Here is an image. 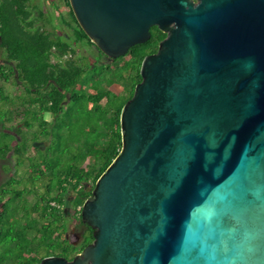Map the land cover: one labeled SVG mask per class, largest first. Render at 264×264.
Returning <instances> with one entry per match:
<instances>
[{
	"label": "water",
	"instance_id": "water-1",
	"mask_svg": "<svg viewBox=\"0 0 264 264\" xmlns=\"http://www.w3.org/2000/svg\"><path fill=\"white\" fill-rule=\"evenodd\" d=\"M116 59L167 34L81 210L94 240L35 264H264V0H69Z\"/></svg>",
	"mask_w": 264,
	"mask_h": 264
},
{
	"label": "trees",
	"instance_id": "trees-1",
	"mask_svg": "<svg viewBox=\"0 0 264 264\" xmlns=\"http://www.w3.org/2000/svg\"><path fill=\"white\" fill-rule=\"evenodd\" d=\"M166 36L156 30L125 55L101 62L107 56L69 0L50 8L38 0H0V159L16 168L0 183V264L71 261L93 242L82 206L121 151L122 108L142 81L143 59ZM79 47L98 54H78ZM115 84L121 92L111 89ZM71 223L75 241L66 236Z\"/></svg>",
	"mask_w": 264,
	"mask_h": 264
},
{
	"label": "rangeland",
	"instance_id": "rangeland-1",
	"mask_svg": "<svg viewBox=\"0 0 264 264\" xmlns=\"http://www.w3.org/2000/svg\"><path fill=\"white\" fill-rule=\"evenodd\" d=\"M41 1L45 4V6L47 8H50L51 4L53 1L56 0H38ZM78 54H85V55H89V56H96L98 54V51L96 48H91V49H87L85 47H79L78 48ZM101 62H109V59L105 56H103L101 58ZM114 92L119 93L122 90V86L115 84L112 86L111 88ZM105 101V100H104ZM42 146H44V144H42ZM8 167V168H6ZM16 168L14 166L13 163H8L7 161H4L2 159H0V183L3 182L6 178H8L13 172H15ZM23 170V168L21 169V171ZM68 213H71V207H70V202H69V208L67 209ZM66 236L71 240V241H75L78 237V235L76 234L75 230H74V223H71L69 226V230L66 234Z\"/></svg>",
	"mask_w": 264,
	"mask_h": 264
},
{
	"label": "flooded vegetation",
	"instance_id": "flooded-vegetation-1",
	"mask_svg": "<svg viewBox=\"0 0 264 264\" xmlns=\"http://www.w3.org/2000/svg\"><path fill=\"white\" fill-rule=\"evenodd\" d=\"M156 30H159V28L157 27V26H153V27H151V29H150V32H151V36L153 35V33L156 31ZM166 38V37H165ZM164 38V39H165ZM163 39V40H164ZM160 45V44H159ZM158 49H159V47H158ZM158 51V50H157ZM157 51L156 52H154V53H151V54H148V55H152V54H155V53H157ZM147 55V56H148ZM117 59V58H116ZM109 60H115V59H113V58H109ZM14 173V172H13ZM2 183V182H1ZM1 252V251H0Z\"/></svg>",
	"mask_w": 264,
	"mask_h": 264
}]
</instances>
